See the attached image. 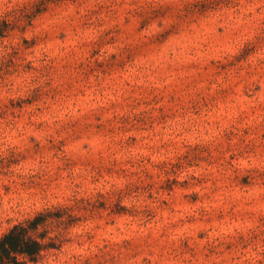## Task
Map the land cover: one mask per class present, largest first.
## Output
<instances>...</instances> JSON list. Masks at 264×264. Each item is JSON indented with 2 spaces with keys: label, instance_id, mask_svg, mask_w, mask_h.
Listing matches in <instances>:
<instances>
[{
  "label": "rangeland",
  "instance_id": "374dc122",
  "mask_svg": "<svg viewBox=\"0 0 264 264\" xmlns=\"http://www.w3.org/2000/svg\"><path fill=\"white\" fill-rule=\"evenodd\" d=\"M45 208L29 264H264V0H0V236Z\"/></svg>",
  "mask_w": 264,
  "mask_h": 264
},
{
  "label": "trees",
  "instance_id": "16d2710c",
  "mask_svg": "<svg viewBox=\"0 0 264 264\" xmlns=\"http://www.w3.org/2000/svg\"><path fill=\"white\" fill-rule=\"evenodd\" d=\"M62 211L45 208L8 228L0 236V264L36 263L47 251L59 248L61 233L54 228L70 222Z\"/></svg>",
  "mask_w": 264,
  "mask_h": 264
}]
</instances>
